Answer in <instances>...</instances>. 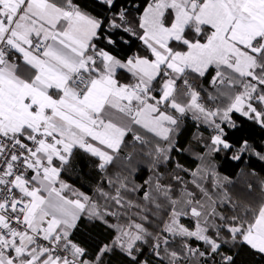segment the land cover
<instances>
[{
	"label": "snow or ice",
	"instance_id": "snow-or-ice-1",
	"mask_svg": "<svg viewBox=\"0 0 264 264\" xmlns=\"http://www.w3.org/2000/svg\"><path fill=\"white\" fill-rule=\"evenodd\" d=\"M0 264H264V0H0Z\"/></svg>",
	"mask_w": 264,
	"mask_h": 264
}]
</instances>
